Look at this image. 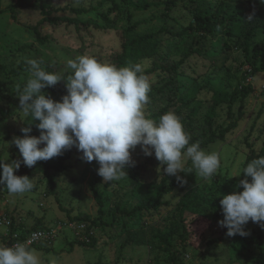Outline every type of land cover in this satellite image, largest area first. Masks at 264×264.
Wrapping results in <instances>:
<instances>
[{
  "label": "rangeland",
  "instance_id": "obj_1",
  "mask_svg": "<svg viewBox=\"0 0 264 264\" xmlns=\"http://www.w3.org/2000/svg\"><path fill=\"white\" fill-rule=\"evenodd\" d=\"M16 1L0 0V4L2 8H6ZM31 1H37L51 11L55 7L69 4L82 7L87 11L79 15L81 19L101 24L104 22L97 11L105 10L114 20L104 31L82 32V38L73 26H46L44 32L49 34L50 41L42 45L35 41L33 33L27 28V25L36 24L42 18L39 10H22L18 14L17 22L12 19L9 11L0 12V158H6L5 163L17 159L22 161L19 149L11 142L14 136L24 135L20 130L27 118L20 109L17 95L29 79V72L27 70L17 74L12 70L26 60L37 59L49 61L56 66L55 73L63 74L69 70L66 68L68 59H76L82 55H109L120 50L121 41L117 30L128 22L125 5L123 10H114L111 8V0ZM227 7L231 14L240 18V21L236 20L232 25V30L240 33L242 20L246 15L235 3H228ZM165 12L164 6H153L144 11L131 10L132 21L140 22V32L158 30L165 22ZM191 19L187 10L175 8L170 23L187 24ZM114 26L120 28L115 29ZM33 42L40 51L39 55L35 50L18 51L19 47ZM183 49L180 46L173 56L176 58L181 55ZM220 52L221 48H217L216 55ZM239 57L241 59V52L236 50L230 60L220 62H223L220 73L229 91L239 85L242 72L248 68L240 66L237 61ZM103 62L107 63V59H103ZM145 64L148 67L149 64ZM227 66L232 67L231 74L228 73ZM198 68L204 69L202 63L198 64ZM156 80V75L150 77V81ZM187 82L192 84L191 93L198 94L202 102V107L196 114L197 119H202L207 104L211 101L212 92L205 88L203 80L197 82L187 79ZM241 82H251L254 85V92L247 104V114L226 141L218 140L208 149H204L219 156L221 166L217 174L205 179L196 175L195 170L184 172L186 183H178L166 196L168 203L161 211L154 215H145L140 220L143 222L125 219L122 223L128 225V229L120 236L115 234V230L105 226L103 230L96 229L97 243L94 247L79 243L84 240V233H78V223L71 221L70 216L88 215L96 218L99 209L89 188V182L96 177L99 165L95 160L91 163L82 160L80 152L73 154L68 160L69 167L64 173L55 176L53 189L48 187L47 178L44 176V161H38L31 168L21 162V167L15 174L29 176L34 188L25 194H10L6 186L0 185V214L12 216L16 223L21 222V225L27 227L42 222L47 228L57 230V237L51 244L42 243L32 248L40 256L41 264H170L168 252L163 250L166 243L162 235L173 243L185 239L186 248L181 254L183 264H264V228L249 221L245 226L249 232L247 236L229 237L226 235L227 228L218 223L223 219L220 199L224 194L240 192V187L236 186L239 184L248 151L245 140L249 137L253 142L257 135L262 134L261 129L264 127V71ZM42 91L47 96V88ZM149 96L151 104L159 103V99L150 94ZM149 106V103L145 105L146 114L150 111ZM157 107H160V103L153 104L152 111ZM257 144L259 147L261 141ZM131 155L133 160L143 164L142 169H126L128 176L125 175L118 181L120 185L116 189L105 190L103 182L98 184L99 189L105 192L109 220L110 208L115 204L131 208L138 203L132 192L136 186L137 175L145 182L156 181L165 167L156 159L154 151L151 156H146L139 145L132 150ZM148 158L151 159L149 162ZM188 162L191 161L188 160L186 164ZM173 179L177 181L175 176ZM4 232L5 227L0 226V245L4 243ZM129 235L133 242L140 244L122 247V242Z\"/></svg>",
  "mask_w": 264,
  "mask_h": 264
},
{
  "label": "trees",
  "instance_id": "obj_2",
  "mask_svg": "<svg viewBox=\"0 0 264 264\" xmlns=\"http://www.w3.org/2000/svg\"><path fill=\"white\" fill-rule=\"evenodd\" d=\"M111 3V8L114 10H123L125 5L128 22L121 28L114 26L115 29L120 28L117 30V35L121 41V48L104 57L102 55L93 56L101 62L103 59H107V63L117 67L147 62L149 65L145 75L149 81L152 75L157 77L155 82L150 81L151 91L149 94L159 99L160 107L152 111V105H159V103L151 104L149 102L150 111L146 115L158 121L163 113L174 112L182 121L184 129L191 135L190 143L198 141L202 149H208L218 140L226 141L247 114V104L254 92V85L251 82L241 81H248L260 71H264V4L260 3V0H111ZM228 3H235L246 15L242 20L243 27L240 33L232 30L234 21H240V18L229 12ZM153 6L165 7L166 12L163 14L165 22L158 30L140 32V22L132 21L131 10L144 11ZM29 8L37 9L42 14V18L36 24L27 25V28L33 33L35 41L42 45L50 41L49 34L44 32L46 26H73L82 38V32L104 31L108 26H111L114 20L105 10L97 11L104 24L88 19L83 20L79 15L86 12L87 9L77 8L70 4L55 7L52 9L53 11L38 4L37 1L31 0H17L6 8H2L0 4V12L9 11L12 19L16 22L18 14ZM175 8L187 10L192 19L187 24H171L170 18ZM250 15L253 17L251 21L248 20ZM180 46L184 49L181 55L175 58L173 53ZM217 48H221L219 55H216ZM30 50H35L38 55L40 53L34 42L18 48L19 52H29ZM236 50L241 52V59L240 57L237 59L240 66L248 68L242 72L239 85L234 87L233 91H229L220 71L223 69V62L230 60ZM221 60L222 63H220ZM27 61L21 63L12 72L19 74L21 71H27L29 68ZM40 61L46 71L56 72L55 65L49 61ZM199 63H202L203 70L198 68ZM227 70L231 74L233 69L227 66ZM61 75L67 79L71 75V70H66ZM187 79L197 82L203 80L205 88L212 92L211 101L208 102L202 119L196 117L202 107V102H200L198 94L191 93L192 84L187 82ZM262 91L264 92V90ZM47 92V96H51L54 100H60L63 95L67 94L65 81L61 80L55 86L48 87ZM38 123V120L32 121L31 117H27L22 127H31L32 131L29 134L39 136L40 130L36 127ZM261 133L256 136L253 142L249 140V137L245 140L248 151L243 162L240 180L245 178L242 171L247 163L264 156V127L261 129ZM256 141H261L259 147ZM77 152V149L72 147L65 150L62 155L43 162V172L49 188L53 189L56 181L55 176L68 169V160ZM150 160L148 158L147 162ZM133 161L135 162L134 166H129L126 169L132 168L135 171L143 168V164L137 160ZM163 166L166 167V165ZM191 167V162H188L185 165V171ZM179 175L184 177V172ZM247 178L251 181V177ZM101 182L103 179L98 174L89 182V188L99 205L98 216L96 218L88 215L70 216V220L87 223L86 232H89L93 227L103 230L105 226H109L116 231L115 234L118 236L128 229V225L122 223L125 219L130 218L136 222L147 214L159 213L161 208L168 203L166 196L179 183L173 179V176H166L164 172L160 173L159 180L151 182H145L137 175L136 186L132 192L138 199V203L131 208L115 204L110 208L111 219L109 220L105 192L98 187ZM103 185L105 190H109L116 189L120 184L118 181H112L103 182ZM242 190L243 188L240 186V191ZM10 217L13 220L12 229L14 231L21 228L25 233H29L32 230L47 228L42 222L27 227L21 225V222L16 223L17 221L12 216ZM161 237L165 240L166 248L163 250L168 252L170 264H183L181 254L186 248L185 239L182 238L179 242L173 243L166 236L162 235ZM79 243L94 247L97 243L96 235L90 236L89 241L84 238ZM129 244L140 243L133 242L132 236L129 235L121 246L125 247ZM39 245L36 244L31 248Z\"/></svg>",
  "mask_w": 264,
  "mask_h": 264
},
{
  "label": "clouds",
  "instance_id": "obj_3",
  "mask_svg": "<svg viewBox=\"0 0 264 264\" xmlns=\"http://www.w3.org/2000/svg\"><path fill=\"white\" fill-rule=\"evenodd\" d=\"M260 3L264 4V0ZM248 20H253L252 15ZM41 63L37 59L27 61L29 79L17 95L24 116L39 121L36 127L40 135H29L32 128L22 127L24 135L14 136L11 142L19 149L22 161L5 163L6 158H0V185L6 186L10 194H25L34 188L29 176L15 174L21 162L31 168L72 147L85 162L98 163L97 174L104 183L127 175L126 168L135 164L131 153L137 145L146 156L154 151L161 165H166L164 174L175 176L182 185L186 180L179 175L181 172L195 170L205 179L217 174L219 156L206 152L198 141L190 143L191 135L174 112L163 113L158 121L146 115L151 91L145 75L147 64L117 67L82 55L67 60L71 75L65 79L46 71ZM61 80L65 81L67 94L60 100L42 91ZM188 160L192 168L185 171ZM242 173L245 178L236 187L242 186L243 190L224 194L220 199L223 219L218 223L227 228L229 237L247 236L245 226L249 221L264 228V156L248 162ZM0 264H41V258L24 243L0 245Z\"/></svg>",
  "mask_w": 264,
  "mask_h": 264
},
{
  "label": "built area",
  "instance_id": "obj_4",
  "mask_svg": "<svg viewBox=\"0 0 264 264\" xmlns=\"http://www.w3.org/2000/svg\"><path fill=\"white\" fill-rule=\"evenodd\" d=\"M0 226L5 227V239L3 245L7 246H11L16 243H24L26 246L31 248L36 244H51L57 237V230L53 228L32 230L29 233H25L21 228L14 231L12 229L13 220L7 214H0ZM76 228L79 230L78 233H84V238L88 241L90 240V236L96 235V229L94 227L91 228L89 232H86L87 223L85 222L78 223Z\"/></svg>",
  "mask_w": 264,
  "mask_h": 264
},
{
  "label": "crops",
  "instance_id": "obj_5",
  "mask_svg": "<svg viewBox=\"0 0 264 264\" xmlns=\"http://www.w3.org/2000/svg\"><path fill=\"white\" fill-rule=\"evenodd\" d=\"M23 222V221H22ZM23 223H25V222H23ZM4 244V243H3Z\"/></svg>",
  "mask_w": 264,
  "mask_h": 264
}]
</instances>
